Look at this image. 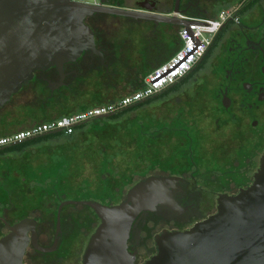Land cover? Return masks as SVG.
<instances>
[{
    "label": "flooded vegetation",
    "instance_id": "flooded-vegetation-1",
    "mask_svg": "<svg viewBox=\"0 0 264 264\" xmlns=\"http://www.w3.org/2000/svg\"><path fill=\"white\" fill-rule=\"evenodd\" d=\"M104 2L125 9L151 7L173 22L154 24L101 12L86 16L84 22L93 30L95 47L101 54L86 50L75 61L65 63L63 84L54 89L48 87V81L60 79L57 68L36 70L33 78L26 81L30 87L23 90L24 82L16 92L22 95L17 104L38 105V93L47 91L48 96L40 101L46 104L65 92L74 94L89 77L98 75L103 82L109 79V72L120 60L119 50L123 51L114 26L137 33L146 51L141 66L152 68L179 48V20L214 18L221 10L236 9L237 20L228 18L222 23L194 67H199L197 71L206 68L199 84L200 93L179 102L188 128L174 141L186 148L169 164L171 168L157 174L177 180L176 207L158 205L141 211L132 222L127 247L135 254L134 264H143L156 253L157 234L191 227L217 210L220 195H234L254 179L264 153V0ZM193 146L197 148L196 154L203 153L202 157L193 155ZM114 195L109 185H100L96 190L82 187L76 193L55 189L25 191L16 201L9 199L0 206V236L17 221L31 218L35 225L27 231L23 264H83L86 247L101 222L99 214L86 202L110 206L126 198L125 194L115 202ZM160 222L166 226L152 235ZM149 239L154 242L153 247H148Z\"/></svg>",
    "mask_w": 264,
    "mask_h": 264
},
{
    "label": "water",
    "instance_id": "water-1",
    "mask_svg": "<svg viewBox=\"0 0 264 264\" xmlns=\"http://www.w3.org/2000/svg\"><path fill=\"white\" fill-rule=\"evenodd\" d=\"M100 2L0 0V109L36 70L57 68L60 79L48 81V87L54 89L63 84L65 63L75 61L86 50L101 54L95 47L93 30L84 22L86 16L101 12L154 24L173 22L151 7L125 9ZM189 23L210 25L178 21L186 26L184 30L194 46L152 78L153 83L173 71L201 44ZM177 184L170 176L149 175L133 184L117 204L86 202L101 222L89 240L83 264H134L135 254L127 247L133 220L141 211L158 205L176 207ZM163 224L160 222L152 235L160 232ZM34 225L33 219L23 218L0 236V264H23L27 231ZM147 243L153 247L151 239ZM155 244L156 253L143 264H264V153L248 187L234 195H220L213 214L184 230H164L156 235Z\"/></svg>",
    "mask_w": 264,
    "mask_h": 264
},
{
    "label": "rangeland",
    "instance_id": "rangeland-1",
    "mask_svg": "<svg viewBox=\"0 0 264 264\" xmlns=\"http://www.w3.org/2000/svg\"><path fill=\"white\" fill-rule=\"evenodd\" d=\"M113 29L123 47V51L119 50L121 57L115 69L109 72V79L105 82L97 78L98 75L89 77L75 90L77 94L63 93L61 96L67 97L65 105L70 112L62 115L75 113L81 104L91 108L116 102L142 86L144 76L169 58L155 67L144 68L141 63L146 51L137 33L119 25ZM205 72L204 67L178 89L114 119L109 117L110 113L85 122L83 128L75 129L70 137L35 136L28 138L22 146L11 144L14 146L11 149L6 148L9 145L0 147V206L6 205L9 199L16 201L19 194L24 196L28 190L55 189L76 193L82 187L96 190L100 185H109L114 192L122 189V200L126 191L141 176L157 175L161 170L171 168L169 164L179 157L181 149L186 148V145L182 148L174 141L175 137L183 136L188 128L179 102L200 93L198 90L202 85L199 84ZM47 96L48 92L43 91L38 93L37 98L42 101ZM19 97H15L13 102ZM5 109L11 110V105ZM24 116L26 121L20 125L1 124L0 135L38 124L27 114ZM24 125L27 126L24 128ZM196 149L192 147L193 155L202 157L203 153L196 154Z\"/></svg>",
    "mask_w": 264,
    "mask_h": 264
},
{
    "label": "built area",
    "instance_id": "built-area-1",
    "mask_svg": "<svg viewBox=\"0 0 264 264\" xmlns=\"http://www.w3.org/2000/svg\"><path fill=\"white\" fill-rule=\"evenodd\" d=\"M92 3L97 5L101 4L100 0H93ZM235 11V8L221 10L214 18H188V20L191 21L210 23V25L195 23L188 24L194 34L201 41V44L173 71L166 74L156 82L153 83L150 80L170 67L175 61H177L183 54H185L191 47L194 46L184 30L186 26H181L179 29L178 35L180 39V46L177 51L166 61L149 71L143 78L142 86L138 89L125 96H122L116 102L98 105L72 114L63 115L52 120L34 124L28 128L18 130L11 134L0 136V147L16 144L28 138L54 131H62L64 135H71L74 133L76 126L80 123L92 118L113 113L117 110H121L124 107L159 94L164 89L186 77L194 69L211 45L212 39L222 23L228 18H231L233 21L237 20Z\"/></svg>",
    "mask_w": 264,
    "mask_h": 264
},
{
    "label": "trees",
    "instance_id": "trees-1",
    "mask_svg": "<svg viewBox=\"0 0 264 264\" xmlns=\"http://www.w3.org/2000/svg\"><path fill=\"white\" fill-rule=\"evenodd\" d=\"M198 69H199V67L196 68V69H193L186 77L181 79L176 84H173V85L169 86L168 88L164 89L159 94H157V95H155L153 97H150V98H148L146 100L140 101L138 103L129 105L127 107H124V108H122L121 110H119L117 112H113V113H111L109 115V117L114 119V118L118 117L120 114H122V113H124V112H126L128 110H134V109L140 108V107L148 104L152 100H154V99H156V98H158L160 96H163L165 94H168L171 91H174V90L178 89V87L181 86L183 83H185L188 79H190ZM29 87H30V82H25L24 86H23V90L28 89ZM139 87H141V86H139ZM138 88H136V89H138ZM41 93H43V91ZM19 95H21V93L13 94L11 96L10 100L8 101V103H6V105H4L0 109V125L2 124V125L6 126V125H9V124H12V123L20 125L21 122H25L26 121V116H24V114H27L28 115L27 117H31V120L34 123L35 122L36 123H42V122H45V121H48V120H52V119L61 117V116H63L62 114L70 112V109L65 105V103H67L66 101L68 99H67V97L66 98H62L63 95L60 96V97L59 96H55V98H53V97L50 98V101H48L46 104L40 102L41 101L40 100L38 105H36V104L23 105V104H17V101L13 102V99L15 97H19ZM7 105H11V110L5 109V107ZM88 107H90V105L81 104V105H79V107H78V109L76 111L78 112V111H82V110H85V109H89ZM61 110H62V112H60ZM76 111H74V112H76ZM22 113H23V115H22ZM66 115H68V114H66ZM97 118H100V117L92 118V119H89V120H87L85 122H88L90 120L97 119ZM23 119H24V121H22ZM85 122L78 124L75 129L83 128V125L85 124ZM26 126L27 125H24L23 127L25 128ZM4 135H8V134H3V135H0V136H4ZM51 135L52 136L63 135V136L70 137L73 134L64 135L62 131H54V132L44 133L43 135H38L37 137H39V136H51ZM27 140L28 139H26L24 141H21L20 143H16V144L17 145L18 144L24 145L27 142ZM14 146H16V145L14 144ZM14 146L9 145L6 148H10L11 149ZM114 177H116V176H114ZM121 190L122 189H119V190H116L114 192L115 193V195H114V201L115 202H118L120 200Z\"/></svg>",
    "mask_w": 264,
    "mask_h": 264
}]
</instances>
